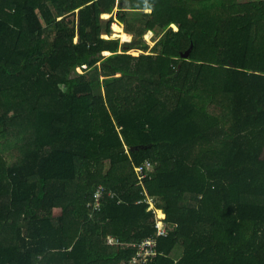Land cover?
Wrapping results in <instances>:
<instances>
[{"label": "trees", "instance_id": "1", "mask_svg": "<svg viewBox=\"0 0 264 264\" xmlns=\"http://www.w3.org/2000/svg\"><path fill=\"white\" fill-rule=\"evenodd\" d=\"M146 162L153 264H264V1L0 0V264H127Z\"/></svg>", "mask_w": 264, "mask_h": 264}, {"label": "built area", "instance_id": "2", "mask_svg": "<svg viewBox=\"0 0 264 264\" xmlns=\"http://www.w3.org/2000/svg\"><path fill=\"white\" fill-rule=\"evenodd\" d=\"M155 166L150 162H146L144 165L134 169L138 180L137 186L141 187L140 195L143 196V198H141L137 203H144L148 205L147 211L153 214V226L155 233L153 236L144 239V241H141L139 244L131 246L134 250V256L127 264H153L159 256V239L167 237L176 228V224L170 223L166 220V213L158 205V200L149 196L145 188V180L148 177L150 178L151 174L155 171ZM107 196L112 197V194L108 193L107 189L103 186L97 187L91 195L90 200L87 202V207L90 210L91 216L101 210L103 200ZM107 243L110 246L116 245L112 237H108Z\"/></svg>", "mask_w": 264, "mask_h": 264}, {"label": "rangeland", "instance_id": "3", "mask_svg": "<svg viewBox=\"0 0 264 264\" xmlns=\"http://www.w3.org/2000/svg\"><path fill=\"white\" fill-rule=\"evenodd\" d=\"M249 1H257V0H249ZM259 1H262V0H259ZM264 1V0H263ZM118 12V8H116L115 9V11H114V14H108L107 16L108 17H105L104 16V14L102 15V18L103 19H105V20H107V19H109V18H111V17H113L114 18V21H115V23L112 25V31H113V33H112V37H117V38H119L121 41H122V34L121 33H116V31H115V28H116V26H118V27H120V28H122V31L124 32V25L123 24H120V22L117 20V18H116V13ZM146 13H150L151 11L150 10H146L145 11ZM140 17H141V12H140V10H136V11H134V10H129V11H127L126 13H125V18H126V26L128 27V28H130V29H133V28H135V26H136V24H137V21L140 19ZM118 24V25H117ZM174 27H176V28H174ZM172 29L173 30H175L176 31V29H178L177 28V26H173L172 25ZM124 34H126V33H124ZM149 35V33L147 32L145 35H144V37H143V40L145 41V43L147 44V45H149V47L150 48H152V46H154V44H155V36H154V33L153 32H151L150 33V35ZM115 35H117V36H115ZM127 36H128V41H130V37H131V35H128V34H126ZM104 37L105 38H108L106 35H104ZM121 37V38H120ZM108 55H109V53H107ZM107 54H105L104 53V56H108ZM126 54H129V55H131V56H138V55H140V54H150V52H149V50L147 51V52H144V51H140V50H135V49H130V50H128L127 52H126ZM79 73H82V71L80 72L79 71ZM103 80V79H102ZM101 80V81H102ZM93 91H94V93L96 94V95H101V94H103V88H102V83L100 82V83H96V84H94L93 85ZM9 162L11 163V164H13L14 162H15V159H9ZM55 214L57 215V214H59V210H56L55 211ZM222 237V235L220 234V233H217L216 234V238H221Z\"/></svg>", "mask_w": 264, "mask_h": 264}, {"label": "water", "instance_id": "4", "mask_svg": "<svg viewBox=\"0 0 264 264\" xmlns=\"http://www.w3.org/2000/svg\"><path fill=\"white\" fill-rule=\"evenodd\" d=\"M123 45H131L135 42V40L131 39L130 41H121ZM189 55V50H186L181 56L183 59H186ZM146 147L144 146H136V147H132L131 150L132 152H137V150L139 149H144Z\"/></svg>", "mask_w": 264, "mask_h": 264}, {"label": "bare ground", "instance_id": "5", "mask_svg": "<svg viewBox=\"0 0 264 264\" xmlns=\"http://www.w3.org/2000/svg\"><path fill=\"white\" fill-rule=\"evenodd\" d=\"M105 17H108L107 15H104ZM118 25V24H117ZM174 26V25H173ZM116 33H121L122 34V41H128V36L126 34H124L125 32L122 31V28L116 26L115 28ZM151 32H149L150 35ZM148 35V34H147ZM148 35V36H149ZM117 36V35H115ZM118 37V36H117ZM121 38V37H120Z\"/></svg>", "mask_w": 264, "mask_h": 264}, {"label": "crops", "instance_id": "6", "mask_svg": "<svg viewBox=\"0 0 264 264\" xmlns=\"http://www.w3.org/2000/svg\"><path fill=\"white\" fill-rule=\"evenodd\" d=\"M174 26H175V25H174ZM171 27H172V25H171ZM126 34H127V33H126ZM128 35H130V34H128ZM103 37H104V36H103ZM107 37H108V36H107ZM104 38H105V37H104ZM108 38H109V37H108ZM108 38H107V39H108ZM112 38H117V37H112ZM130 38L132 39V35H131ZM131 39H130V40H131ZM154 45H155V44H154ZM152 47H153V46H152ZM107 55H108V54H107ZM109 55H110V53H109ZM8 162H9V160H8ZM15 162H16V161H15ZM56 210H59V214H60L61 211H62L60 208L54 209V212H52V213H54V215H56V214H55V211H56ZM59 214H57V215H59ZM177 255H178V253H176V256H177Z\"/></svg>", "mask_w": 264, "mask_h": 264}]
</instances>
